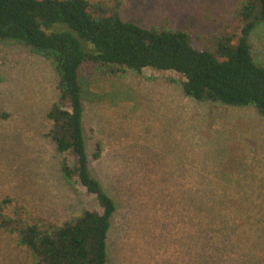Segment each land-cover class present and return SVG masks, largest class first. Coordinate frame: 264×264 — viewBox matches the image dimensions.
Listing matches in <instances>:
<instances>
[{
	"label": "rangeland",
	"instance_id": "rangeland-1",
	"mask_svg": "<svg viewBox=\"0 0 264 264\" xmlns=\"http://www.w3.org/2000/svg\"><path fill=\"white\" fill-rule=\"evenodd\" d=\"M88 1L110 9L119 1L123 21L168 24L201 46L224 30L240 0ZM250 40L264 68V22ZM83 71L88 168L116 208L106 264H264V118L252 107L186 97L173 71ZM56 82L49 61L0 41V200L60 224L98 206L64 182L59 162L73 158L44 137ZM0 264H32L1 230Z\"/></svg>",
	"mask_w": 264,
	"mask_h": 264
},
{
	"label": "trees",
	"instance_id": "trees-1",
	"mask_svg": "<svg viewBox=\"0 0 264 264\" xmlns=\"http://www.w3.org/2000/svg\"><path fill=\"white\" fill-rule=\"evenodd\" d=\"M119 1L110 9L88 0H0V41L23 45L50 62L56 101L49 107L44 137L58 154L61 177L79 184L98 208L83 210L60 224L27 213L18 201L0 200V230L14 236L32 264H106V240L115 212L113 199L89 172L82 128L85 66L110 76L145 68L183 76L181 89L197 102L252 107L264 118V68L254 61L250 33L264 22V0H240L217 36L196 44L187 31L168 24L142 27L123 21ZM231 31V32H230ZM100 147L93 157H100ZM9 209L11 212H9Z\"/></svg>",
	"mask_w": 264,
	"mask_h": 264
}]
</instances>
